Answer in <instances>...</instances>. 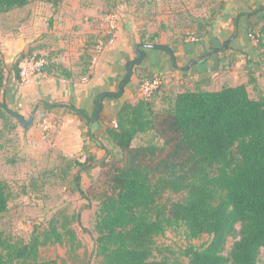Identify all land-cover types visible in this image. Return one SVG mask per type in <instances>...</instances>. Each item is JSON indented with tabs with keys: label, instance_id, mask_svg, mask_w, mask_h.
I'll return each mask as SVG.
<instances>
[{
	"label": "trees",
	"instance_id": "1",
	"mask_svg": "<svg viewBox=\"0 0 264 264\" xmlns=\"http://www.w3.org/2000/svg\"><path fill=\"white\" fill-rule=\"evenodd\" d=\"M41 1L59 8L65 0ZM30 2L0 0V14L25 8ZM260 33L264 35V26ZM229 48L227 41L222 51ZM262 48L260 39L257 49ZM168 53L175 66L173 51ZM28 55L24 52L15 63L18 78L19 60ZM5 77L2 66L0 89ZM130 80L131 75L125 87ZM160 90L149 100L125 101L117 112L118 127L111 124L104 131L119 157L109 158L106 146L92 135L106 150V158L96 164L94 157L74 161L79 172L99 167L107 177L104 185L109 189L100 198L96 222L95 250L101 264H182L178 259L156 256L157 240L170 230H185L191 240L210 237L201 247L181 252L187 264H260L264 249V99L251 98L248 86L240 84L218 91L173 93L163 99L159 109L155 96ZM4 106L0 119L12 116L7 104ZM70 110L85 118L84 111ZM88 123L90 126L91 119ZM151 132L163 140L162 146H134L141 135ZM81 181L79 173L75 182L85 199ZM167 191L183 198L164 199ZM10 200L9 186L0 180V216L9 211ZM67 234L74 247L75 233L69 230ZM230 239L235 242L228 252ZM52 241L64 242L55 222L44 241L34 235L29 243H12L0 235V264H58L39 260L40 247Z\"/></svg>",
	"mask_w": 264,
	"mask_h": 264
},
{
	"label": "rangeland",
	"instance_id": "2",
	"mask_svg": "<svg viewBox=\"0 0 264 264\" xmlns=\"http://www.w3.org/2000/svg\"><path fill=\"white\" fill-rule=\"evenodd\" d=\"M30 1L27 9H30L31 14H35L34 17L38 21L44 22L47 26L50 23L51 26L54 23L69 25L65 37H57L59 41L64 39L70 42L74 27L79 25L78 22L97 26L100 37L96 41L94 37L87 39L90 53L92 50V62L94 57L97 56L99 62L104 54L111 52L110 49L115 47L123 30L129 32V50L138 58L139 51L134 53L132 42L135 44L138 42L137 46L199 44L218 33L226 21L232 18L230 0H67L65 5L59 8H54L41 0ZM74 9L77 11L75 16ZM14 13H19L15 18L21 25L24 24L20 22L25 18L20 14L21 11L16 10ZM111 13L118 17L116 40L113 46L107 44V48L98 54L97 47L101 39L107 42L109 35L101 24L102 19ZM263 26L264 15L254 26L252 35L250 34L257 45L260 39L264 44V35L260 33ZM35 43L36 41L31 45ZM31 45L25 53H38L40 49L32 48ZM31 49L35 50L30 51ZM259 53L261 57L253 56L251 64L247 61L248 68L244 65L243 73L240 74L242 81L248 86L251 98L255 100L264 99V48L260 49ZM2 66L4 65L0 58V68ZM14 66L6 74L4 86L0 89V103L7 104L12 112L23 115L27 121L34 116V125L30 129H25L21 122L10 114H7L5 119H0V180L8 184L11 195L9 211L0 216V235L12 243H29L34 235L40 236L44 241L45 235L49 234L52 223L55 222L56 229L63 235L64 242L59 244L52 241L40 247L41 262L101 264L102 258L97 256L95 250L98 238L96 222L99 216L100 198L109 189L104 185L107 177H104L99 167L83 172L81 186L87 196L85 199L81 197L75 182V176L80 171L74 166L75 159L56 154L50 144L60 130L62 119L50 120L47 115H41L38 119L36 104L22 103L21 89L26 85L21 84ZM129 70L130 67L127 66L126 75ZM226 72L223 71L221 80L215 81L218 83L216 89L225 88L221 85L226 77L228 79L229 73ZM131 75L138 76V83L132 89L139 94L138 85L148 76L137 64L132 68ZM241 78L239 82H242ZM162 105L155 104L159 109ZM44 120L53 122L59 127L45 132L42 127ZM87 126L89 128V123ZM100 141L106 146L109 158L113 160L116 156L119 157L118 149L106 136H100ZM149 144L162 146L163 140L151 132L141 135L134 146ZM163 198L179 200L183 195L167 191ZM69 230L76 235L74 247L71 246L67 234ZM209 240L208 235L191 240L185 230H170L165 237L157 240L156 256L168 257L171 260L178 259L182 264H187L188 259L181 257V252L190 247H201ZM234 242L235 239H230L228 252ZM260 264H264V249L260 254Z\"/></svg>",
	"mask_w": 264,
	"mask_h": 264
},
{
	"label": "crops",
	"instance_id": "3",
	"mask_svg": "<svg viewBox=\"0 0 264 264\" xmlns=\"http://www.w3.org/2000/svg\"><path fill=\"white\" fill-rule=\"evenodd\" d=\"M230 1L232 18L226 21L218 33L211 35V38L203 43L168 46L176 57L175 66L168 51L140 45L146 55L137 66L142 67L149 78L161 75L164 81L155 96L157 104H161L167 95L173 93L221 90L223 88H215L218 86L215 81L221 80L225 70L229 76L224 79L222 87L246 84L240 74L243 73L244 65L248 68L247 61L251 64L253 56L257 58L259 54L258 45L250 36L252 29L264 15V0ZM16 10H20V14L25 17L20 21L24 23L22 25L15 18L19 14L14 13ZM16 10L0 14V33L6 34H0V58L5 76L20 55L36 41L31 45L32 48L40 49L38 53H47L49 65L42 75L21 89L22 103L36 104L38 119L41 115H47L50 120L62 119L59 132L50 141L56 154L81 162H84V157H94L96 162L104 160L107 156L106 150L92 140V135L100 139L108 125L115 122L117 112L125 101L136 103L141 100L139 94L132 89L138 83V76L131 75L130 83L122 90L123 81L129 77L126 75L128 64L140 57V53L136 58L129 50V32L123 30L115 47L110 49L111 52L104 54L99 62L93 65L92 50L90 53L87 39L94 37L96 41L100 37L97 26L78 22V27H74L72 32L71 41H59L57 37H65L69 25L54 23L51 26L50 23L47 26L35 19V14H31L27 7ZM76 12L74 9V16ZM227 41H230V48L222 51L221 46ZM133 44L135 43L132 42L131 45L136 54V46L139 43L137 42L135 47ZM32 50L35 49L30 51ZM67 74L70 75L69 78ZM239 78L242 82H239ZM227 84L229 85L226 86ZM2 93L4 94V91ZM118 93L122 96L115 97ZM102 94H106V97L102 103L100 117L92 123L97 110L96 99ZM70 107L84 111L85 118L74 114ZM88 119H91L89 128ZM57 127L59 126L57 125L56 129Z\"/></svg>",
	"mask_w": 264,
	"mask_h": 264
},
{
	"label": "built area",
	"instance_id": "4",
	"mask_svg": "<svg viewBox=\"0 0 264 264\" xmlns=\"http://www.w3.org/2000/svg\"><path fill=\"white\" fill-rule=\"evenodd\" d=\"M118 17L116 14L111 13L110 15L102 19V26L104 30L109 34L107 36L108 43L101 39L98 47L97 53L103 52L107 48V44L110 46L114 45L118 30ZM104 36V34H103ZM93 65L98 63L97 56L93 58ZM49 65V55L47 53H35L30 54L23 59L19 60V80L22 85L30 84L38 76L45 72V68ZM163 78L161 75H155L154 77L147 78L141 81L139 86V96L141 99L149 100L152 95L163 85ZM115 128L118 127L116 122L112 123ZM43 130L45 132H50L55 129L56 125L53 122L44 120L42 123ZM86 157H84V160Z\"/></svg>",
	"mask_w": 264,
	"mask_h": 264
},
{
	"label": "water",
	"instance_id": "5",
	"mask_svg": "<svg viewBox=\"0 0 264 264\" xmlns=\"http://www.w3.org/2000/svg\"><path fill=\"white\" fill-rule=\"evenodd\" d=\"M264 10V8H262ZM146 48H152V49H163V50H166V51H170L169 47L168 46H160V45H154V44H151V45H146ZM136 51H139L140 53V57L135 60L132 65L130 66V70H129V73H128V76L131 75L132 73V68L138 63L140 62L141 60L144 59L146 53L142 50H140V46H136ZM126 80L127 78L123 81L122 83V90L124 89L125 85H126ZM106 97V94H102L100 96V99H99V103H98V106H97V110H96V114H95V117L92 119V123H95L99 117H100V114H101V111H102V103H103V100L104 98ZM0 107L3 108L5 107L3 103H0ZM12 116L16 119H18L20 122H21V125L25 128V129H30L33 125H34V116L31 117V119L29 121H27L25 119L24 116H22L21 114L19 113H15V112H12Z\"/></svg>",
	"mask_w": 264,
	"mask_h": 264
}]
</instances>
